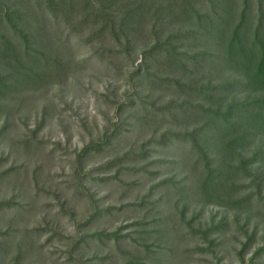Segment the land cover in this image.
<instances>
[{"label": "rangeland", "instance_id": "1", "mask_svg": "<svg viewBox=\"0 0 264 264\" xmlns=\"http://www.w3.org/2000/svg\"><path fill=\"white\" fill-rule=\"evenodd\" d=\"M243 4L119 1L116 33L17 93L0 136V264H264V124L244 114L264 121V0L242 24ZM222 145L213 195L201 187Z\"/></svg>", "mask_w": 264, "mask_h": 264}, {"label": "trees", "instance_id": "2", "mask_svg": "<svg viewBox=\"0 0 264 264\" xmlns=\"http://www.w3.org/2000/svg\"><path fill=\"white\" fill-rule=\"evenodd\" d=\"M119 1L123 0H0V114L5 116V125L0 131L1 137L13 122L12 111L19 109V104H22L16 97L17 93L41 89L51 80L63 78L73 65L79 63L76 55L78 47L99 39L106 27L116 33L115 24L112 25L107 11ZM221 1L224 3L227 0ZM249 4L250 0H244V9L240 12L242 24L246 21L245 12ZM134 7L135 9H130L132 14H139L142 4ZM127 15L123 14V21L128 20ZM102 19L107 20V25L103 29L100 28ZM87 27H92L91 32L84 35L83 29ZM120 27L126 26L122 24ZM120 31L123 32V29ZM79 34L82 36L79 37ZM255 35L258 41V34ZM114 36L119 38L118 35ZM231 47V45L227 47L228 58L232 57L231 52L234 51ZM150 53H153V49L147 54ZM254 66L253 77L258 79L264 76V57ZM13 102L15 104L12 105ZM244 114L249 116L248 125L251 124L250 128L253 131L256 121L264 124L262 114L256 116H251L250 112ZM232 127L233 125L226 121L225 129L228 132ZM212 137L208 136V140L210 141ZM213 139L221 143L220 135L214 136ZM192 140L196 141L194 134ZM206 144L212 147L209 143H205V146ZM223 145L217 149L221 155L218 169H213L206 161L205 183L201 189L210 190L213 195L220 187L215 180L221 178V165L225 164L226 146ZM242 201L245 202V198ZM228 203V206L232 205Z\"/></svg>", "mask_w": 264, "mask_h": 264}]
</instances>
